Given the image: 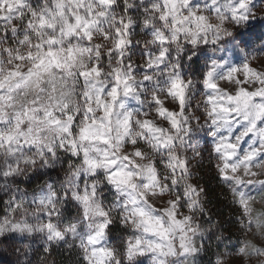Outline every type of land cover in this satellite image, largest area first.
Masks as SVG:
<instances>
[{"label": "clouds", "instance_id": "clouds-1", "mask_svg": "<svg viewBox=\"0 0 264 264\" xmlns=\"http://www.w3.org/2000/svg\"><path fill=\"white\" fill-rule=\"evenodd\" d=\"M0 264H264V0H0Z\"/></svg>", "mask_w": 264, "mask_h": 264}, {"label": "trees", "instance_id": "trees-1", "mask_svg": "<svg viewBox=\"0 0 264 264\" xmlns=\"http://www.w3.org/2000/svg\"><path fill=\"white\" fill-rule=\"evenodd\" d=\"M3 213V209L2 208H0V214H2Z\"/></svg>", "mask_w": 264, "mask_h": 264}]
</instances>
